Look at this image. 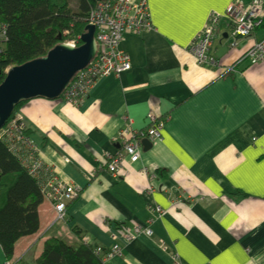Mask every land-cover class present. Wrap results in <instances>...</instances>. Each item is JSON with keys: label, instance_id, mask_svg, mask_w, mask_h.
Wrapping results in <instances>:
<instances>
[{"label": "crops", "instance_id": "0c3cea01", "mask_svg": "<svg viewBox=\"0 0 264 264\" xmlns=\"http://www.w3.org/2000/svg\"><path fill=\"white\" fill-rule=\"evenodd\" d=\"M236 1L253 0H146L150 29L120 44L128 72L97 80L79 106L34 98L18 107L38 158L79 194L64 220L43 199L38 231L16 242L9 261L35 264L50 237L106 251L110 231L147 224L148 206L158 205L153 235L123 243L104 264H174V255L183 264H264V60H241L264 27L234 38L219 19L216 67L189 51L211 16ZM149 113L165 119L160 139L113 178L105 161L122 150L119 131L128 120L145 131Z\"/></svg>", "mask_w": 264, "mask_h": 264}, {"label": "built area", "instance_id": "2783aa9c", "mask_svg": "<svg viewBox=\"0 0 264 264\" xmlns=\"http://www.w3.org/2000/svg\"><path fill=\"white\" fill-rule=\"evenodd\" d=\"M146 0L132 2L131 0H96L90 10L86 25L94 27V40L96 52L89 64L77 72L62 93L64 100L79 106L89 94L94 83L104 77H119L131 68L130 57L120 49V44L125 33L150 29L149 14ZM219 19L226 20L232 27L234 38L251 37L264 21V0H253L244 3L233 2L222 15L213 14L204 30L194 38L189 46V51L199 66L216 67L217 58L211 53L214 41V26ZM80 39V37H79ZM72 48L77 47L75 40L65 42ZM236 44L233 42L230 48ZM199 57V58H198ZM242 61H248L250 65L264 60V37L254 43L243 55ZM149 127L145 132L122 130L117 139L121 140L122 150L113 155H106L105 169L113 178H117L122 172L124 162L136 163L142 153V139L154 142L160 139L161 131L165 125V119H158L155 115L147 116ZM28 130L25 119L18 113L0 129V140L8 147L9 151L17 157L28 172L36 177H42L41 193L56 213L57 220H64L66 206L79 194V188L62 182L54 168L46 166L37 156V147L32 137L25 134ZM43 172H49L44 179ZM147 193V192H146ZM148 210L151 217L145 225L134 224L131 229L123 231H110L111 247L104 251L95 248V254L102 258L103 262L118 257L122 253L119 245L129 243L140 236L151 237L153 231L150 225L155 215H161L162 209L158 205H149ZM174 264H183L174 255ZM3 264H13L5 261Z\"/></svg>", "mask_w": 264, "mask_h": 264}, {"label": "trees", "instance_id": "16d2710c", "mask_svg": "<svg viewBox=\"0 0 264 264\" xmlns=\"http://www.w3.org/2000/svg\"><path fill=\"white\" fill-rule=\"evenodd\" d=\"M96 0H0V84L5 71L43 57L54 46L75 40L84 33ZM264 27V21L259 28ZM258 28V29H259ZM25 102V101H23ZM15 106L10 120L17 113ZM26 135H31L28 130ZM44 179L50 175L43 172ZM42 177L32 176L0 140V247L6 259L13 256L16 242L38 231V207ZM35 264H104L87 244L70 245L50 237L43 243Z\"/></svg>", "mask_w": 264, "mask_h": 264}, {"label": "water", "instance_id": "95a60500", "mask_svg": "<svg viewBox=\"0 0 264 264\" xmlns=\"http://www.w3.org/2000/svg\"><path fill=\"white\" fill-rule=\"evenodd\" d=\"M80 41L81 45L76 48L60 43L45 56L12 66L5 72L0 84V129L8 123L20 102L34 98L54 100L61 96L74 75L95 56L93 26L86 25ZM225 50L222 48L220 52ZM141 145L146 151L151 147V142L142 139Z\"/></svg>", "mask_w": 264, "mask_h": 264}, {"label": "rangeland", "instance_id": "374dc122", "mask_svg": "<svg viewBox=\"0 0 264 264\" xmlns=\"http://www.w3.org/2000/svg\"><path fill=\"white\" fill-rule=\"evenodd\" d=\"M74 4H75V0H71V6L73 7V9L76 8V5H74ZM204 30H205V29H204ZM255 42H257V41H255ZM255 42H254V43H255ZM253 45H254V44H253ZM192 56H193V55H192ZM193 58H194V57H193ZM198 58H199V57H198ZM194 60H195V58H194ZM202 67H203V66H202ZM61 95H62V94H61ZM59 98L62 99L64 102L70 104L69 102H67L66 100H64V98H63L62 96H60ZM71 105H73V104H71ZM73 106H75V105H73ZM149 114H152V113H149ZM149 114H147V116H148ZM152 115H153V114H152ZM147 116H146V121H147V125H148L147 128H148L150 123H149V121H148V119H147ZM157 118H158V119H161V118H159V117H157ZM131 126H132V121H131V120H128V121L126 122L125 127H124L122 130H124V129H128V130H130V131H134V130L132 129ZM147 128H146V130H147ZM122 130H120L119 133H120ZM146 130H145V131H146ZM145 131H142V132H145ZM119 133H118V134H119ZM121 142H122V141H121ZM126 162H128V161H126ZM128 163H130V162H128ZM148 220H149V219H148ZM144 237H145V236H144ZM122 244H123L122 242L119 243L121 249L123 248V247H122Z\"/></svg>", "mask_w": 264, "mask_h": 264}, {"label": "clouds", "instance_id": "9594fccd", "mask_svg": "<svg viewBox=\"0 0 264 264\" xmlns=\"http://www.w3.org/2000/svg\"><path fill=\"white\" fill-rule=\"evenodd\" d=\"M8 69H9V68H8ZM8 69H7V70H8ZM7 70H6V71H7ZM6 71H5V72H6Z\"/></svg>", "mask_w": 264, "mask_h": 264}, {"label": "bare ground", "instance_id": "6f19581e", "mask_svg": "<svg viewBox=\"0 0 264 264\" xmlns=\"http://www.w3.org/2000/svg\"><path fill=\"white\" fill-rule=\"evenodd\" d=\"M95 84V83H94Z\"/></svg>", "mask_w": 264, "mask_h": 264}]
</instances>
